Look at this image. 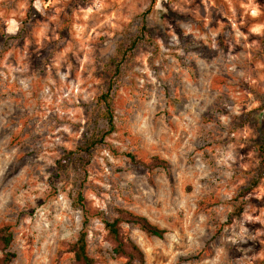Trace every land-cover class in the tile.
<instances>
[{"label": "rangeland", "instance_id": "rangeland-1", "mask_svg": "<svg viewBox=\"0 0 264 264\" xmlns=\"http://www.w3.org/2000/svg\"><path fill=\"white\" fill-rule=\"evenodd\" d=\"M111 81L114 132L84 174L61 167L106 128ZM263 108L264 0H0V226L14 264H73L82 230L89 256L124 264L101 220L115 208L167 231L126 227L146 264L262 263ZM154 157L168 167L150 169Z\"/></svg>", "mask_w": 264, "mask_h": 264}, {"label": "trees", "instance_id": "trees-1", "mask_svg": "<svg viewBox=\"0 0 264 264\" xmlns=\"http://www.w3.org/2000/svg\"><path fill=\"white\" fill-rule=\"evenodd\" d=\"M156 0H153L155 3ZM135 46V42L131 47ZM123 59V58H122ZM119 71L117 66L116 73ZM114 90V82L111 81L106 89V92L102 93L98 100L104 106V116L106 121V128L101 135L96 137H90L74 151H68L58 162V164L65 166L69 163H73L78 168L77 172L84 174V167L90 162L91 150L98 144H102L106 136L110 135L115 130L114 125V109L111 103V97ZM264 110V108H263ZM264 123V115H263ZM261 152L262 168L264 171V131H263V144ZM134 163H140L136 157L132 154L128 155ZM63 163V165H62ZM150 169L154 168H167L168 163L158 157L152 158L150 164L147 165ZM264 175V174H263ZM257 181L253 183L255 186ZM75 200L76 204H82L84 198L82 192L79 190ZM241 213V209L239 210ZM101 220L105 226L107 232V239L112 246L115 257L124 260V264H146V257L141 247L130 237L126 229L127 226L137 227L140 231L144 232L148 236L157 237L163 239L167 231L159 226L153 224L146 216L134 213L126 208H115L112 216L101 213ZM14 240V234L9 226H0V264H14L16 254L11 250V245ZM87 232L82 230L75 243L70 245L68 252L73 255V264H99L98 261L89 256L87 252ZM260 264H264V261Z\"/></svg>", "mask_w": 264, "mask_h": 264}]
</instances>
